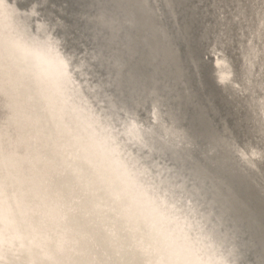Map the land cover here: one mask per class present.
<instances>
[{
    "label": "bare ground",
    "instance_id": "6f19581e",
    "mask_svg": "<svg viewBox=\"0 0 264 264\" xmlns=\"http://www.w3.org/2000/svg\"><path fill=\"white\" fill-rule=\"evenodd\" d=\"M25 1L0 0V264L21 242L23 264H108L105 212L144 226L147 264H264V0H75L89 40L62 4ZM65 172L71 197L52 186Z\"/></svg>",
    "mask_w": 264,
    "mask_h": 264
},
{
    "label": "water",
    "instance_id": "95a60500",
    "mask_svg": "<svg viewBox=\"0 0 264 264\" xmlns=\"http://www.w3.org/2000/svg\"><path fill=\"white\" fill-rule=\"evenodd\" d=\"M17 6L19 8L25 7L26 6V1L25 0H15ZM62 4L63 7L61 8V12L64 13L63 16H61V21L64 25L65 32L67 34H70L71 36H74L75 38H82L89 40L87 35L85 33H78L77 29H79V24L78 21L74 18V13H76L77 10V4L75 0H48V3L46 7L40 8L42 13H57L56 7L57 5ZM19 60L17 64L26 72H35L41 69V64L38 62L37 59L31 57L29 54H23V56L19 57ZM11 62V60H10ZM16 63V62H15ZM11 64H13L11 62ZM15 65V64H14ZM97 69V68H96ZM101 75L104 74L102 70H98ZM215 89L212 88L210 84L205 83V94H209L213 97H216L215 95ZM46 129L48 131L50 130L49 125L46 126ZM202 138L199 141V147L203 148L204 146V139L203 135H206V129L202 132ZM82 171L83 176L87 177L88 175L90 176L92 173V169L89 167L85 166H80ZM75 175V173H74ZM74 175L70 176L68 173H62L61 175L55 176L51 181H52V186L56 188L62 197L65 196H73L74 195V187L76 186V179L74 178ZM77 187V186H76ZM98 192V191H97ZM93 192L95 194V200H98V195L100 194L99 192ZM91 201H93L92 197L89 196L88 194H84L82 196L81 202L84 205H88ZM103 218L106 221L113 222L114 223V229H115V234L114 238L116 239L119 249H120V256H110L109 259L106 260V263L108 264H147L146 261L148 260L147 254H142L138 249H134L133 244L135 243L134 241L137 240L136 236L138 237H143L146 230L144 226L140 225L136 227L135 229L131 230L129 228H126V226L120 221L116 220L112 215H110L108 212H105L103 215ZM115 219V220H114ZM99 227H96L95 234L92 237V246L90 248L91 254L95 255L96 258L98 257L101 259L103 256L105 250L102 247L104 244V233H102ZM23 234V232H22ZM24 235V234H23ZM133 236V239H130V237ZM19 252V253H18ZM17 254V259L20 262L18 264H23L25 263L26 259H29V255H34V250H32L28 243L21 242L20 248L18 250ZM148 262V261H147Z\"/></svg>",
    "mask_w": 264,
    "mask_h": 264
},
{
    "label": "snow or ice",
    "instance_id": "6c2138e0",
    "mask_svg": "<svg viewBox=\"0 0 264 264\" xmlns=\"http://www.w3.org/2000/svg\"><path fill=\"white\" fill-rule=\"evenodd\" d=\"M262 39H264V36H262ZM53 52V47L49 44L48 47V53H49V62L50 63H55L57 66V69L61 72L64 71V68L66 67L65 60L61 57L57 56H52L51 53Z\"/></svg>",
    "mask_w": 264,
    "mask_h": 264
}]
</instances>
